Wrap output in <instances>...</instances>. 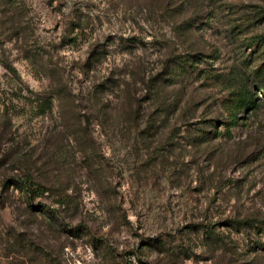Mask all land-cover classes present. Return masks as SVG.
<instances>
[{
	"label": "rangeland",
	"instance_id": "1",
	"mask_svg": "<svg viewBox=\"0 0 264 264\" xmlns=\"http://www.w3.org/2000/svg\"><path fill=\"white\" fill-rule=\"evenodd\" d=\"M0 264H264V0H0Z\"/></svg>",
	"mask_w": 264,
	"mask_h": 264
},
{
	"label": "trees",
	"instance_id": "2",
	"mask_svg": "<svg viewBox=\"0 0 264 264\" xmlns=\"http://www.w3.org/2000/svg\"><path fill=\"white\" fill-rule=\"evenodd\" d=\"M100 57H101V54L96 52L95 53L96 60L100 59ZM201 59L202 58L200 57V55H192V56L184 57L183 59L181 58L180 61L182 64L188 65L190 62L191 63L199 62ZM168 69L170 70V72H172V67L168 68L167 66L166 72H168ZM188 71L189 70L186 66L176 67L174 69V74L177 76H182L181 75L182 73L188 74L189 73ZM162 80L165 82L171 81V79H166L165 77H163ZM174 82H176V80H174ZM156 86H158V83L156 84ZM232 96H233V99L230 100V104L226 108L229 111V117H228L229 120L223 123L224 126H227L226 131L228 132H230L232 127L237 125L238 120H239L238 114H240L241 112H247V113L249 112V113L255 114L257 113L259 109L257 94L253 93V91L251 90L250 84H248V82L244 83L243 86H238V88L236 86ZM51 105H52V101L50 100L44 103V110L45 111L50 110L52 108ZM176 108L177 107L175 106L173 111L176 110ZM161 113H159V115ZM213 127H215L214 134L213 133L210 134L208 130L200 128L199 133H202V136L200 139H207L210 137L208 135H213L214 137L219 136V135H224V134H220L219 129L216 128L217 127L216 124H213ZM9 183L11 186H13V188L18 189L22 192L23 197L27 199L30 207H33L31 203H32L33 198L37 194L45 193V188L42 187L41 185L36 184V181L33 180V178H29V177L28 178L27 177L26 178H20V177L11 178L5 182L4 188L10 189ZM62 205H65V202H62ZM38 207H41L39 211L43 213L44 215L51 216V214L54 213V211H52V209L49 206L44 207L42 205H39Z\"/></svg>",
	"mask_w": 264,
	"mask_h": 264
}]
</instances>
